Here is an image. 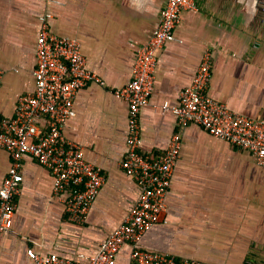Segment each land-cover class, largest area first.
Wrapping results in <instances>:
<instances>
[{
    "label": "crops",
    "instance_id": "obj_1",
    "mask_svg": "<svg viewBox=\"0 0 264 264\" xmlns=\"http://www.w3.org/2000/svg\"><path fill=\"white\" fill-rule=\"evenodd\" d=\"M0 0V116L14 114L17 98L34 88L38 16L50 12V30L76 38L89 70L105 85L78 90L75 115L64 136L84 148L104 183L82 224L65 218L63 196L52 195V176L34 158L22 159V182L12 227L0 234V264H32L37 253H90L116 228L138 196L119 166L125 151L127 103L112 90L131 76L136 51L150 38L166 0ZM174 30L176 40L158 50L153 92L139 113V150L153 157L179 128L167 101L178 104L206 49L213 52L207 93L228 108L264 120V0H194ZM43 122V120H41ZM174 166L161 221L140 246L207 264H264V166L250 154L196 124L179 130ZM10 164L0 149V185ZM128 245L117 264L129 263Z\"/></svg>",
    "mask_w": 264,
    "mask_h": 264
},
{
    "label": "built area",
    "instance_id": "obj_2",
    "mask_svg": "<svg viewBox=\"0 0 264 264\" xmlns=\"http://www.w3.org/2000/svg\"><path fill=\"white\" fill-rule=\"evenodd\" d=\"M186 9H195L194 0H166L149 40L136 51L130 79L112 90L128 106L125 151L119 166L137 185L136 200L123 221L95 250L68 257L28 248L26 255L32 264H117L123 245L130 247L128 264H207L140 246L143 233L159 223L166 210V194L181 151L179 130L196 124L213 137L248 152L257 165L264 166V120L234 112L207 93L213 52L206 49L191 83L181 90L178 104L170 106L165 101L160 106L161 112L175 116L179 130L161 153L148 157L140 152L139 113L153 92L157 52L176 40L174 30ZM51 17L50 12L38 16L33 90L19 95L12 116H0V149L10 159L0 185V234L12 227L24 156L34 158L49 171L52 195L63 196L65 218L70 223L85 221L105 180L100 169L86 160L83 146L67 140L63 133L67 121L75 115L73 102L78 90L91 83L103 86L105 82L88 69L76 38L50 30ZM2 76L0 68V82Z\"/></svg>",
    "mask_w": 264,
    "mask_h": 264
}]
</instances>
